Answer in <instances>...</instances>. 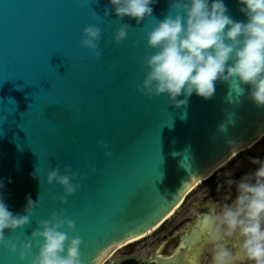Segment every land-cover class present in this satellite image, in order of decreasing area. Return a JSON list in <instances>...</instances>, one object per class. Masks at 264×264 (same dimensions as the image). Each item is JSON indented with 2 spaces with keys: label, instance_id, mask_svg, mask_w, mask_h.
<instances>
[{
  "label": "water",
  "instance_id": "95a60500",
  "mask_svg": "<svg viewBox=\"0 0 264 264\" xmlns=\"http://www.w3.org/2000/svg\"><path fill=\"white\" fill-rule=\"evenodd\" d=\"M170 3L157 0L154 18L138 25L129 17L120 20L114 9L105 17L110 0H0V192L14 214H24L27 196L41 198L30 225L6 230L7 237L27 240L38 221L63 211L83 239L85 264H99L107 249L169 216L191 182L261 131L264 109L248 98V85L238 101L235 93L232 102L227 99L228 84L217 83L214 98L193 93L180 108L169 105L166 95L149 98L138 91L146 75L144 57L151 54L146 33ZM224 3L231 18L246 21L239 0ZM122 23L132 28L116 43ZM89 25L101 29L99 59L80 43ZM101 140L109 148L99 147ZM57 165L62 175H71L64 172L70 167L83 177L73 181L80 187L67 203L58 199L65 195L63 187L47 183ZM205 210L173 255L108 264L132 258L196 264L200 247L210 242L205 215L211 209ZM0 264L30 260L0 246Z\"/></svg>",
  "mask_w": 264,
  "mask_h": 264
},
{
  "label": "clouds",
  "instance_id": "9594fccd",
  "mask_svg": "<svg viewBox=\"0 0 264 264\" xmlns=\"http://www.w3.org/2000/svg\"><path fill=\"white\" fill-rule=\"evenodd\" d=\"M156 3L157 0H110L104 16L110 17L114 9L120 20L129 17L139 25L154 18L152 6ZM239 4L246 21L231 18L224 0H171L164 18L155 19L146 33L151 54L144 57L146 75L138 91L149 98L166 95L169 105L180 108L186 107L193 93L205 100L214 98L217 83L228 84L227 99L232 102L235 93L238 101L244 94L242 86L248 85V98L258 109H264V0H239ZM131 28L122 23L115 42H123ZM100 38L101 29L89 25L80 40L97 59L101 56ZM138 44L135 42L133 47ZM181 96L184 98L178 99ZM224 129L225 125H221V131ZM97 143L109 148L103 140ZM112 154L105 153L109 157ZM251 162L259 166L255 172L239 181H226L229 189L236 185L235 199L227 202L231 199L229 191L222 202L210 204V214L205 215L212 244L211 264H264V160ZM37 171L36 168L32 173L33 178H37ZM64 172L71 175H62L60 166H55L47 174V183L61 185L65 195L58 199L67 203V197L80 187L73 181L83 177L72 173L70 167H65ZM3 188L0 180V189ZM40 199L34 201L27 196L24 214H14L0 192V246L11 253L19 252V259L30 260V264H85L80 251L83 239L76 233L74 221L63 218V211L38 221L27 240L6 236V230L14 232L30 225ZM34 249L38 250L35 254Z\"/></svg>",
  "mask_w": 264,
  "mask_h": 264
},
{
  "label": "rangeland",
  "instance_id": "374dc122",
  "mask_svg": "<svg viewBox=\"0 0 264 264\" xmlns=\"http://www.w3.org/2000/svg\"><path fill=\"white\" fill-rule=\"evenodd\" d=\"M251 151L260 156L261 160H264V137L256 143ZM251 165V162L244 157V153L239 154L236 156L228 166L221 169L217 172L211 179L208 181L203 182L200 186L197 187L186 199V202L183 206L178 210L176 215L167 221L161 229L155 232L152 236L130 244L123 249L116 255L118 256H126L130 254H137L142 257H148L155 252H159L160 247L164 244L163 241H168L171 238V228L173 225L177 224L179 213L186 210H190L189 206L193 202H197L200 205L206 204L209 202H222L223 198L228 195V193L224 190V186H226V181L228 179L236 180L245 169H247ZM229 201V200H228ZM227 201V202H228ZM230 204V202H228ZM195 217V213L193 210H190V220H193ZM182 223L181 225L177 226V230H181V228H185L188 224ZM155 239V240H154ZM154 240V241H153ZM205 247V248H204ZM201 250V255L199 257L198 263L196 264H211V253L210 249L212 244H208L204 246Z\"/></svg>",
  "mask_w": 264,
  "mask_h": 264
},
{
  "label": "bare ground",
  "instance_id": "6f19581e",
  "mask_svg": "<svg viewBox=\"0 0 264 264\" xmlns=\"http://www.w3.org/2000/svg\"><path fill=\"white\" fill-rule=\"evenodd\" d=\"M264 137V126L261 129V131L259 133H257L256 135H254L249 142L243 143L242 145H240L239 147H237L235 150H233L232 152H230L226 157L222 158L221 160H219L209 171H207L204 175H202L201 177H199L198 179H196L195 181L191 182L183 197L180 199L179 203L175 206V208L173 209V211L170 213L169 216L163 218L156 226H154L153 228H151L150 230L138 234V235H134L130 238H128L127 240L107 249L102 257V259L100 260L99 264H104L108 259L110 258H114L120 251L121 249H123L124 247L142 241L150 236H152L155 232H157L167 221H169L170 219H172L176 213L178 212V210L183 206V204L185 203L187 197L194 191L197 189L198 186H200L201 184H203V182L208 181L209 179H211L217 172H219L221 169L225 168L236 156H238L239 154H241L243 151L253 148V146L258 143L262 138ZM201 255V247L199 249L198 255L196 257V259L192 262L194 263H198L199 257ZM184 264H191L190 262L188 263H184Z\"/></svg>",
  "mask_w": 264,
  "mask_h": 264
},
{
  "label": "flooded vegetation",
  "instance_id": "af4514ba",
  "mask_svg": "<svg viewBox=\"0 0 264 264\" xmlns=\"http://www.w3.org/2000/svg\"><path fill=\"white\" fill-rule=\"evenodd\" d=\"M251 149L252 148H250V149H247V150H245V151H243L242 153H244V157L247 159V160H249L250 162L253 160V159H261L260 158V156L259 155H257V154H255V153H253L252 151H251ZM232 162V161H231ZM230 162V163H231ZM229 165V164H228ZM227 165V166H228ZM258 165H256V164H253L252 162H251V165L247 168V169H245L244 171H243V173L236 179V180H234V181H239V180H241V178H243L245 175H248V174H250V173H253V172H255L257 169H258ZM224 190L227 192V193H229V191L231 192V199H229V201L228 202H232V200H234L235 199V197H236V194H237V192H236V185L235 184H233L232 186H231V188L229 189V186H228V184H226V186H224ZM186 202V201H185ZM210 204H212V202H209V203H206V204H202V205H200L199 203H197V202H193L190 206H189V208H191L190 210H193L194 211V213H195V217L193 218V220H191L190 222H189V220H190V210H186V211H184V212H182L181 214L179 213V215H177L178 216V220H177V224H175V225H173L172 224V228H171V231H172V234H171V238L168 240V241H163L164 242V244H162L163 246L161 247V250H158L159 252H155L154 254H152V255H150V256H148V257H142V256H140V255H137V254H130V255H126V256H115L114 258H110V259H108L104 264H108L109 262H111V261H115V260H117V259H120V258H127V257H132V256H139V257H141V258H143V259H152V258H155V257H157V256H159V257H161V258H167V257H169V256H171V255H173L174 254V249L178 246V244H179V242H180V238H181V236L185 233V231H187V230H189V226L198 218V216H199V213L200 212H204V210L205 209H209V206H210ZM206 211V210H205ZM189 222V224L187 225V229H183V228H181V230H177V226H179V225H181L182 223H184V224H186V223H188ZM163 227V226H162ZM161 227V228H162ZM160 228V229H161ZM205 229H209V225L207 224V226H206V228ZM155 240V239H154ZM153 240V241H154ZM208 244H211V242H208L205 246H207ZM230 246H234V245H230ZM205 248V247H204ZM187 262V261H186ZM191 263V262H190ZM120 264H144V263H142V262H140L139 260H137V259H135V258H132V259H129V260H124L123 262H121ZM147 264H157V262L156 261H154V262H151V263H147ZM192 264V263H191Z\"/></svg>",
  "mask_w": 264,
  "mask_h": 264
},
{
  "label": "snow or ice",
  "instance_id": "6c2138e0",
  "mask_svg": "<svg viewBox=\"0 0 264 264\" xmlns=\"http://www.w3.org/2000/svg\"><path fill=\"white\" fill-rule=\"evenodd\" d=\"M146 231V230H145Z\"/></svg>",
  "mask_w": 264,
  "mask_h": 264
}]
</instances>
